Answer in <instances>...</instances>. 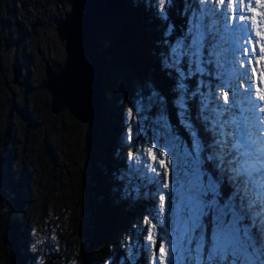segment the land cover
Here are the masks:
<instances>
[{"label":"rangeland","instance_id":"1","mask_svg":"<svg viewBox=\"0 0 264 264\" xmlns=\"http://www.w3.org/2000/svg\"><path fill=\"white\" fill-rule=\"evenodd\" d=\"M197 1L202 11L206 8L215 11L218 23L219 45L212 53L220 58L226 86L219 88L216 108L222 114L221 120L230 124L226 128L228 145L225 146L237 161L234 169L238 171L239 152L229 146V141L237 142L240 114L245 123L257 118L258 113L250 102L251 95L247 96L244 90L249 88L254 72H261V64L264 67V51L261 50L264 24L260 13L264 12V7L244 20L251 0H236L235 10L240 12V18H236L234 29H230L227 19L232 16L233 0H228L223 7L220 6L222 0ZM64 2L0 0V211L12 212V201H15L12 185L25 173L30 180V191L23 196L28 201L29 243L31 250L34 248L36 264H46L49 260L50 264H81L83 242L93 231L94 204L87 172V149L93 142L89 139L92 126L78 122L67 110L53 115L49 109L50 94L41 89L47 63L55 65L65 59L64 43L58 38L54 23L70 10V2L63 5ZM223 11L226 14L223 15ZM256 21H262L258 28ZM247 43L252 49L249 50ZM198 48L200 52L201 47ZM17 55L25 78L29 80L24 88L13 82L14 70L18 67ZM7 80L9 86L5 83ZM147 85L138 82L133 98L127 97L122 90L121 93L122 99L126 98L123 115L129 145L127 157L142 171L145 178L142 179L155 180L158 206L155 212L145 213L148 218L144 223L145 235H130L114 264H136L141 241L144 249L148 248L149 258L152 257L148 264H202L204 246L210 237L214 264H254L240 255L250 248L258 259L255 264H264L260 258L264 255V239L249 245L246 232L239 226L233 211L219 202L215 184L205 179L195 140L189 148L174 133L164 96ZM235 92L237 94H233ZM184 99L180 95L179 103L183 105ZM233 104L240 113L232 112L229 107ZM242 179L239 183L240 179H235L237 187L249 189L245 182L250 181L249 176ZM256 192V185L251 186L249 194L253 195L256 206L250 220L257 226H264V198L261 200ZM2 201L7 203L3 208ZM207 213L212 231L210 237L205 233ZM157 221L162 222L167 231L160 237L164 247L158 250L155 249L159 237ZM137 230L142 232L144 227L139 226ZM11 250L9 244L0 240V264H9ZM111 262L110 259L106 264Z\"/></svg>","mask_w":264,"mask_h":264},{"label":"trees","instance_id":"2","mask_svg":"<svg viewBox=\"0 0 264 264\" xmlns=\"http://www.w3.org/2000/svg\"><path fill=\"white\" fill-rule=\"evenodd\" d=\"M126 2V12L105 32L102 30L99 37L103 44L102 52L109 57L112 67L104 81V120L99 127H90L89 139L93 142L87 149V172L94 204L91 214L93 231L83 242L81 264H106L110 259V264L117 262L127 238L130 235L142 237L147 232L144 223L148 218L145 213L156 210V182L144 180L142 171L136 169L134 162L127 157L129 145L123 115L126 98L122 99L121 90L127 97L133 98L134 86L138 82L142 86L150 84L164 96L166 112L176 134L191 143L193 130H198L204 140L205 157L209 163L216 165L213 159L218 152V128L210 124L214 103L212 99V103L208 104L204 96L210 93L209 80L201 82L200 70L191 68L194 60L192 51L196 49L199 31L198 2ZM206 30L210 46L216 34L208 22ZM204 57L210 60L208 68L214 72L212 64H215V58L208 52L204 53ZM204 57H201V65H204L202 61L206 62ZM201 74L205 72L201 71ZM209 75L213 77L215 74H206L205 77L209 78ZM184 94L188 97V112L178 102L179 96ZM30 121L34 120L30 118ZM211 156L213 158L210 159ZM12 186L15 192L13 210L11 213L0 211V240L12 249V254L8 256L9 264H36V254L29 243L28 201L23 196L30 191V180L24 173ZM241 194L244 195L242 190L236 195L227 190V195L233 199ZM5 205L7 203L2 201L1 207ZM248 216L249 213L245 212L247 220ZM139 226L144 227V231H138ZM139 244L141 252L135 263L147 264V248L144 249L142 241ZM46 264H50V260Z\"/></svg>","mask_w":264,"mask_h":264},{"label":"water","instance_id":"3","mask_svg":"<svg viewBox=\"0 0 264 264\" xmlns=\"http://www.w3.org/2000/svg\"><path fill=\"white\" fill-rule=\"evenodd\" d=\"M126 10V0H70L69 12L55 21L57 35L64 43L65 59L55 65L47 63L41 83V89L50 94L53 115L67 110L80 123L93 127L102 123L104 79L111 63L102 52L99 37ZM13 76L14 83L19 84V67Z\"/></svg>","mask_w":264,"mask_h":264},{"label":"flooded vegetation","instance_id":"4","mask_svg":"<svg viewBox=\"0 0 264 264\" xmlns=\"http://www.w3.org/2000/svg\"><path fill=\"white\" fill-rule=\"evenodd\" d=\"M54 23H55V21H54ZM36 31V30H35ZM35 31H34V33H35ZM59 38V37H58ZM2 59V57L0 56V62L2 61L1 60ZM32 59H34V57H32ZM16 64L18 65V67L20 68V71H21V77H20V80H19V84L18 85H20V87L21 88H24L25 87V85H26V83L27 84H29V80H27L26 78H25V73H24V71L22 70V67H21V63H20V57L17 55V57H16ZM1 71H2V69H1ZM12 71H13V69H12ZM29 74H32L31 72H29ZM14 82V81H13ZM5 83H6V85H8L9 86V81L7 80V81H5Z\"/></svg>","mask_w":264,"mask_h":264},{"label":"bare ground","instance_id":"5","mask_svg":"<svg viewBox=\"0 0 264 264\" xmlns=\"http://www.w3.org/2000/svg\"><path fill=\"white\" fill-rule=\"evenodd\" d=\"M102 44V43H101ZM103 45V44H102ZM102 49H103V47H102ZM104 81H105V79H104ZM48 92V91H47ZM102 98H103V95H102ZM104 99V98H103ZM103 105H104V102H103ZM104 108H105V105H104ZM257 111L258 112H260V113H263L264 112V109H263V107L261 108L260 106L258 107V109H257ZM104 114H105V112H104ZM262 122H264V116H263V118H261V119H257V124H259V127L260 126H263V124H262ZM250 123V122H249ZM93 127V126H92ZM99 127V126H98ZM97 128V127H96ZM262 128V127H261ZM261 132H263V131H261ZM254 146V145H253ZM249 150H250V148H249ZM262 155H264V151H263V153H261V157H262ZM243 177H245V176H243ZM263 184H264V182H263ZM224 192H226L225 190H223V197H226V195H224ZM232 193L234 194V191H232ZM230 196V195H229ZM248 197H246V199H247ZM236 202V201H235ZM250 206H252L251 204H250ZM252 208H254L253 206H252ZM241 212V214H242V210L240 211ZM244 218V217H243ZM244 220L246 221V219L244 218ZM247 222V221H246ZM248 225V224H247ZM249 227H250V225H248ZM260 227V226H259ZM263 231H264V229H263ZM262 233V232H261Z\"/></svg>","mask_w":264,"mask_h":264},{"label":"snow or ice","instance_id":"6","mask_svg":"<svg viewBox=\"0 0 264 264\" xmlns=\"http://www.w3.org/2000/svg\"><path fill=\"white\" fill-rule=\"evenodd\" d=\"M169 2H171V0H169ZM227 2H228V0H222V3L220 6L223 7V4L227 3ZM235 4H236V0H233V4L230 6V12L232 13L233 18H234ZM262 35H264V34H262ZM261 50L264 51V42L261 43ZM262 63H264V57H262Z\"/></svg>","mask_w":264,"mask_h":264}]
</instances>
